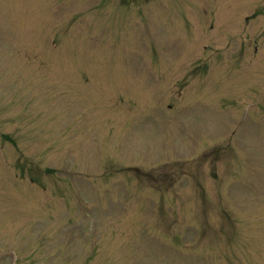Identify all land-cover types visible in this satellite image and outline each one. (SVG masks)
Listing matches in <instances>:
<instances>
[{"label": "rangeland", "instance_id": "obj_1", "mask_svg": "<svg viewBox=\"0 0 264 264\" xmlns=\"http://www.w3.org/2000/svg\"><path fill=\"white\" fill-rule=\"evenodd\" d=\"M161 1L165 3V0H147L138 6L140 9L154 14L147 13L150 16L139 17L138 24L134 21L130 27L131 36L129 38L128 35H114V28L116 33L124 26L122 12H103L102 14L106 16L101 15L103 27H100L101 17L95 19L96 10L90 8V4L94 2L64 0L66 4L69 3L70 7V9L68 8L69 17L64 22H60L63 28L65 25L66 32H68L66 23L67 21L72 22L75 14L79 17L83 15L82 17L89 21V27L84 22L81 27L74 24L72 31L65 33L66 38L75 42L74 45L70 51L66 47H60L54 55L44 53L46 56L52 57L53 63L49 64V62H45L44 54L37 49L32 53L31 49L26 48V45L34 46L41 43L42 34L44 39L48 38L50 30H47V22L49 20L51 24L58 23L61 11L57 9L55 12L46 13L44 9L46 0H0V101L3 97L8 99L19 97L20 100V104L11 105L12 111L8 115L1 113L0 122H4L3 126L6 125L3 128L7 129L4 130V133L15 139L20 148L23 146L20 151L23 159L8 158L7 152L0 153V264H8L10 259L13 260V264H33L32 261L35 260V255L31 250L33 238L40 245H45L43 249L45 259H41L43 260L41 264H53L54 259H65L66 261L61 262L62 264H71L72 261H82L84 264V260L91 255L110 249L119 251L117 252L119 257L115 261L113 260L116 258L115 254H112L114 256L112 257L109 252L105 257L88 261V264H131V261L125 259L124 254L121 253L125 249L121 246L128 244L116 245L114 243L132 241L134 237L127 234L125 235L127 239L119 237L123 235L120 227L107 223L115 216L124 213L125 208L121 202L118 205L110 199L109 195H106L103 200H97L90 207L82 206L80 210H77V213L73 210H60L56 216L60 222L57 221L59 223L54 225L55 227L44 230L49 217L39 216L33 219L32 215L33 221L32 219L28 220L27 213L29 211L33 213L34 206L30 205V200L26 198L32 191L37 197L42 195L39 190L44 184H32L30 180L36 176L35 182L39 181L37 171H42L44 165L48 167L62 166L63 169L67 165V170L73 169L68 176H72L74 180L76 177L83 182L87 181L86 177L76 175L75 167L88 172L94 171L92 177L95 176L107 165L103 161L95 159L96 150L100 146L102 147L101 144L104 141L103 134H105L107 144L116 145L126 152L132 136H124L123 128L127 132L128 129L121 128L120 123H115L113 128L109 124L98 123L99 112L97 110L102 108L101 114L105 115L113 107V101H115L111 96L117 97L120 109L124 108L126 106L124 102L125 84L128 80H148L143 82L142 90L151 96H157L159 90L156 87L159 84H156L154 80L158 82L164 80L161 82L164 84L166 80L175 78H171L170 71L156 70V72L154 70L156 64L163 61L173 68L178 64L186 63L190 58L199 57V52L203 49L200 47L201 43L211 41V45L216 44L217 41H222L223 37L221 45L225 46L229 41L230 45L227 50H232L234 45L239 44L238 40L244 37V33L241 32L237 37L226 35L237 29L243 31L246 25L245 18L251 11H253L252 13L256 10L264 11L259 7L257 0H191V2H199L195 4L194 9L193 3L190 2L188 8L186 2L189 0H185L178 4L184 11H179L177 8L169 11L167 6L159 3ZM259 3H264V0H259ZM158 4L161 5L156 6ZM162 12L171 14L166 15ZM182 16H186L187 21ZM257 26L258 24L255 23L249 27L252 29ZM212 28L218 30L211 31ZM262 28L264 25L258 26L257 29L261 30ZM213 35L215 37L212 39ZM54 36H57L55 32ZM20 39L22 40L21 48H18L17 41L19 42ZM248 42L250 43V53L247 57L236 59L225 67L222 66L223 77L229 79L224 82L226 85L231 84L233 91L231 88L227 90V94L221 100L220 109H211L210 106H205L204 102L189 106L181 115L182 125L179 132V119L177 117L176 121L174 120V110L167 113L158 109L163 123L161 124L156 116L145 115L147 114L145 109L148 101L145 103L146 105L138 103L135 104L137 105L135 108L139 110L138 113L144 116L134 122L132 131L134 134L141 133L146 136V140H148L146 145H153L143 153V159H145L143 162L147 168L146 175L151 177L152 174L166 172L169 169L167 166L162 168L161 165L162 161L169 160L172 156L173 150L171 151L165 146L167 140L172 141L171 145L178 143L180 133L188 129H192L194 134L207 132L210 129L214 131H209V133L217 135L218 127L215 119L221 125L225 115V131H237V136L241 138L244 147L241 161L246 163L249 168L245 178L231 182L227 186L230 200L226 203L230 205L233 214H238V212L241 214L243 210L251 209L256 215L255 218L253 221L247 222L248 228L243 226L235 233L234 230H237L238 227L233 224L231 228L225 224L218 208L213 206L207 212L204 211L203 216L209 222L207 224L210 237L208 242L215 247V253L212 255L216 259L206 258L205 253L210 250L203 248L198 255L190 247V244H184L180 237L183 245L182 251L175 249L167 242H162L159 237H152L149 232L139 229L136 238H134L133 248L128 249L127 253L128 258L129 254L133 253L129 259L134 260V264H225L220 257L224 258L236 247L241 260H244L249 254H253L257 256L251 255L254 260L251 262L264 264V240L261 236L264 235V37L255 38L253 35L248 39ZM65 45L70 46L66 41ZM191 45L194 47L189 50L187 46ZM51 48L52 51L55 50L52 45L50 50ZM196 51L199 52L194 53ZM48 60H51L50 57ZM218 66L217 63H211L210 73ZM180 70L184 74V70ZM20 80H28L34 87H29L25 81L26 90H23L24 88L17 90L21 85ZM214 81L206 80L205 83H199V86L204 88L206 84ZM56 82H58L57 86ZM190 90L194 91V88L191 87ZM41 96L44 99L46 110L43 112L44 118L39 117L35 120L34 110L37 109L32 108V105L29 106L30 102L27 99L30 97L39 99ZM11 99L4 100V102H10ZM50 104L53 105L50 107ZM165 104L166 98H162V102H157L155 105L163 107ZM227 105L234 108V114L231 117L226 113ZM24 109H26L25 113L17 115ZM144 110L145 112L142 113ZM258 111L263 114L257 115ZM126 113V116H130L132 119L137 118L131 111H126ZM54 114L57 116L51 120L50 117ZM64 115L65 118L62 119ZM74 118H77L79 125L72 121ZM57 123L59 126L63 124V128L69 123L71 125L67 128V132H64L62 138L60 135L63 136V134L60 132L63 128H54ZM18 126L24 127L22 129ZM73 129L77 130L78 143L77 137L72 134ZM115 130H119L121 133L116 138L108 133L114 134ZM81 133H85V136H82ZM212 136L214 135L212 134ZM221 140L223 138L211 139L210 142L217 143ZM211 143L208 145L212 147ZM206 144L207 142L202 147L200 146L198 151H203ZM68 147L69 150H67ZM101 147L98 157L105 158L107 153L100 152ZM103 151L107 150L103 148ZM192 151L193 146L189 145V149L186 148L185 152L177 153V156L188 158L192 155ZM115 153L121 155L118 151ZM6 159L10 162L9 167L5 166ZM236 162L240 163V159L237 158ZM207 172L222 175L224 178L227 175L228 166L217 163L215 168L209 169L206 164H201L195 170V173L202 175V182L209 178L206 175ZM15 175L27 177L29 182L17 181ZM57 175L63 177L64 180L67 179L66 173ZM170 178L171 173H168L166 179L157 178L156 180L160 181L158 184L164 187L171 184L168 181ZM47 183L58 187L54 179L48 180ZM185 184L178 186L176 190L186 191ZM204 184H207L209 194H214L216 190L214 181ZM78 185H80L79 181L74 185L72 183L68 188L76 189ZM81 185L88 187L89 183ZM120 187V181L114 177L107 189ZM150 195L148 194L146 197ZM79 196L85 201H94L97 198L96 194L79 193ZM55 198L56 195H52L46 197V200L52 202ZM41 201L44 203V200ZM167 216L166 213H163V217ZM172 216L177 220L176 222L181 224H189L192 220L189 208L172 213ZM102 219L105 220L104 225L101 222ZM98 223L103 226L102 230H95L99 226ZM130 223H133L131 225L136 224L133 217ZM239 226L241 227L240 224ZM165 227L160 226L159 228L162 233L166 232L169 236L171 230L175 231L172 227ZM133 228L136 227L127 226L129 231ZM231 229L232 231H230ZM232 232L235 235L231 236ZM188 235L192 236V232H189ZM75 237L80 238L79 243H74ZM106 239L114 247H103L101 242H105ZM98 243L99 245H97ZM244 261L247 262V260ZM39 262L41 261H36L35 264Z\"/></svg>", "mask_w": 264, "mask_h": 264}]
</instances>
